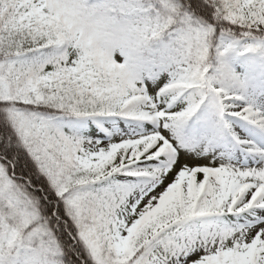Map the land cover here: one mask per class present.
Returning <instances> with one entry per match:
<instances>
[{
    "label": "snow or ice",
    "instance_id": "obj_1",
    "mask_svg": "<svg viewBox=\"0 0 264 264\" xmlns=\"http://www.w3.org/2000/svg\"><path fill=\"white\" fill-rule=\"evenodd\" d=\"M0 264H264V0H0Z\"/></svg>",
    "mask_w": 264,
    "mask_h": 264
}]
</instances>
